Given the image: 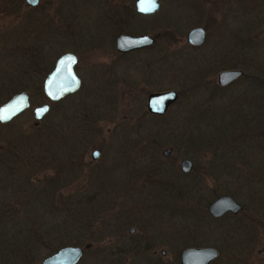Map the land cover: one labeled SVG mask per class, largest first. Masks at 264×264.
<instances>
[{
  "label": "rangeland",
  "instance_id": "obj_1",
  "mask_svg": "<svg viewBox=\"0 0 264 264\" xmlns=\"http://www.w3.org/2000/svg\"><path fill=\"white\" fill-rule=\"evenodd\" d=\"M159 2L158 12L138 25L135 21L133 29L147 22L143 26L149 33L164 31L160 65L143 52L124 61L125 66L120 60L98 65L100 57L84 51L104 39L108 28L106 23H86V15L71 19L68 46H63L60 39L34 34L39 27L27 20L23 6L0 13V102L19 90L30 95L29 108L0 125V150L8 148L5 163L0 162V264H39L50 253L35 238L40 232L48 245L59 237L81 246L84 253L77 264H153L141 252L137 256L135 244H120L129 226L135 227L134 241L158 232L155 256L163 249L162 262L174 264L179 252L192 245L189 233L200 216L192 207L195 193L204 197V206L227 190L244 204L255 193L258 199L249 183L254 186L256 178H264V0ZM195 25L206 34L203 44L192 48L184 36ZM49 49L78 56L81 87L34 125L31 107L45 99L25 72H32L38 53L46 59ZM233 68L247 78L219 88L216 73ZM156 89L179 92L178 101L160 117L148 115L144 105L146 92ZM62 130L72 133L71 145L54 144L41 153L12 146L16 140ZM260 131L261 138L255 137ZM94 148L100 156L91 159ZM165 148L171 151L168 156H162ZM13 156H29L31 162L40 157L41 163L28 167L29 161L16 162ZM182 158L193 163L187 175L178 168ZM45 178L55 184L40 188ZM38 197L43 205L35 201ZM118 209L133 210L117 223L111 211ZM13 217L21 223L20 232ZM127 217L132 222L123 227ZM206 223L208 239L220 249L214 264H225V220L200 226Z\"/></svg>",
  "mask_w": 264,
  "mask_h": 264
},
{
  "label": "flooded vegetation",
  "instance_id": "obj_2",
  "mask_svg": "<svg viewBox=\"0 0 264 264\" xmlns=\"http://www.w3.org/2000/svg\"><path fill=\"white\" fill-rule=\"evenodd\" d=\"M135 1L136 0H78V1H75V0H36L34 4H28L25 0H14V1L0 0V13L4 14L7 10L6 7L13 9L17 6L19 7L23 6L24 8L28 9L29 16L27 17V20L39 27V30L34 31V34L43 35L49 39H53V38L60 39L62 43L61 45L63 46L67 45L70 39L69 38L70 37L69 25L71 23V19H73L74 17L82 18L86 15V16H89V17H86V19L84 20L86 23L88 21L91 24H95L97 26L103 23H106L107 28H108L107 29L108 31L106 32L104 39L101 37V39H99L92 46L93 48H88L84 51L89 56L96 54L95 56L100 57L101 64H98V65H102L103 63H108V62H112V65L113 64L117 65V63H120L121 61L122 66H125L123 64L124 61H130L132 57L138 56L142 52L145 53L146 55L148 53H151L154 56L152 62H158V64L160 65L163 62V58H164V49H165L164 31L158 30L153 33H149L146 30L145 26H143L144 24L148 25L147 22L143 23V25L140 22L139 23L140 28H137L136 30L133 29L134 28L133 23L135 21L138 25L139 21L144 22L146 19L154 16L159 10L160 2L159 0H157V3H158L157 9H155L151 13L145 14V13L138 12L136 10ZM71 7L77 8V9H73V10H76V12L74 11L70 12ZM76 18L73 20H78ZM160 22L161 20L159 19L158 24H160ZM54 24H60L61 26L60 28L56 29L54 28ZM128 25L132 27L131 30L123 29V27H128ZM194 27H201L204 30L202 41L198 44H192L188 42L186 38L187 31ZM94 28L99 30L98 27L96 26H94ZM188 30L186 31L185 36H184V42L186 43V45L192 48L201 46L205 40V34H206L205 28L200 25H195L193 27H190ZM123 34L129 35V36L147 35L151 38V41L145 44L137 45L135 47H130L125 50H120L117 47V37ZM52 52L53 50L50 51L49 49L46 59H44L41 53L40 55L38 53L34 60V67H33L32 72L30 73L25 72V74L30 75L29 78L32 82H34V85L36 87H39L41 94L44 96V99H45L44 102H41L39 104L32 106L31 113H32V109L35 106H40L44 103L48 105L47 112L43 114L42 116H40L39 118H34L33 113H32V117L35 120V122L33 123L34 125H36L37 122H39L43 117L47 115L51 106H55V105L65 102L67 98L76 94L81 87V77L77 73V67H78L77 65L79 63L78 56L71 51H63V52H60L59 54H54ZM65 53H71L76 58L75 64L73 65V71L79 80V86L75 91L71 93H67L64 96L60 97L59 99L49 100L45 97V95L42 92L43 80L45 76L53 69L56 60L62 54H65ZM40 62H45V65L43 67H39ZM145 63H146V66L149 65L147 59ZM115 78L117 77L115 76ZM234 81L230 82L229 84L233 83ZM215 82H216V85L221 89H224L226 86L229 85V84L219 85L217 83L216 76H215ZM166 90H169V89H166ZM166 90L156 89V90H151V91L146 92L144 96L145 97L144 105H145V110L148 113V115L153 116V117L163 116L166 114L169 107L178 101L179 92L175 89H172L177 93V98L175 99V101H173L171 104L168 105L167 109L162 114L152 113L148 111L146 108L147 96L151 93H160ZM19 91H24L27 93L28 103H29L28 107L21 110L16 115H14L10 120L4 123H0V125L8 124L16 116H18L20 113H22L23 111L29 108L30 106L29 92L25 90H19ZM64 104L65 103H63L62 106ZM256 115H257V120L261 121L260 114H256ZM256 125L257 124H255V126ZM261 133L262 131L258 132L256 136L254 133H252L251 135L261 138L263 134ZM260 147L261 146L259 145V148ZM165 149H169V148H165ZM93 150L97 151L96 155H92ZM6 152H7V148H3V150H0V153L2 154L1 155L2 160L0 161L1 164L5 163L4 161L6 160ZM168 155H163L162 153V156H168ZM99 156H100V151L97 148L91 149L90 151L91 159H96ZM182 159H188V158H182ZM189 161L191 162L190 169L186 172H183L180 170L179 162H178V168L181 174H189L192 171L193 163L191 160ZM248 181H250V179ZM252 182L253 181L249 183V187L251 188L253 187L254 191L255 190L258 191L257 193L258 199H255L256 197V193H255V196L251 197L252 199H250L252 203L250 202L249 204H244V203L237 201L232 195L229 194V192L226 193L228 191L227 190L225 191V195H228L229 197H231L232 200L235 201L239 205V208L232 210L229 207H225V210L217 216H213L207 209L209 202L216 196L210 199L209 201H207V203H205V206H204V202L202 201L204 197L201 194L195 193L192 198V201H194V206L192 207H194L195 212L199 213L200 216L197 219V224L195 225L196 228H194L193 230L194 232L189 233L190 234L189 237L192 242V245L186 246L183 249L187 247L212 248L215 250L216 253L214 257L208 259L207 264H214L216 259L219 257L220 249L216 245L212 244L211 240L208 239V237L210 236V232L207 228V225L209 223H206L204 226H200V225L204 222H211L214 220L219 221L221 219H224L225 220V264H264V199H262L264 197V178L262 177L256 178V181H254V186L251 185ZM176 197H177V201H179L180 200L179 194H177ZM177 203H179V205L182 204L181 202H177ZM252 208H254L255 211H252L251 210ZM129 210L132 211L133 209H129ZM129 210L123 211V210L118 209V210H112L111 212L112 214L114 213L113 215L115 216L116 218L115 220L118 223L122 215L126 216V213H128ZM180 214H181L180 211L177 209L176 215L180 216ZM201 215L204 216L205 220L201 217ZM131 222L132 220L127 217L124 220L123 227L126 224H129ZM134 232H135V227L129 226L127 228V235L125 236L124 234H121L120 244L126 247L130 246V244H135L136 247L139 249L138 251L135 252L136 254L138 252H141L143 255L146 256V260L152 261L153 264H164L161 259L164 258L165 251L161 249L159 251V254H160L159 257H156L155 252H154V245L156 244L157 239L158 241H160L159 237L155 236V234H157L158 232L157 233L151 232L144 237V240H137V241H134L132 238H130V236L133 235ZM157 235L160 236L159 233ZM25 243L23 244L25 245ZM35 246H36V242L32 243V246L30 244L29 249H34ZM19 248L21 249L20 246H18V249ZM183 249L179 252V254L174 259V264H181L180 254L183 251ZM83 253H84V249H83ZM31 258L33 260V257ZM39 264H40V261H39Z\"/></svg>",
  "mask_w": 264,
  "mask_h": 264
},
{
  "label": "water",
  "instance_id": "obj_3",
  "mask_svg": "<svg viewBox=\"0 0 264 264\" xmlns=\"http://www.w3.org/2000/svg\"><path fill=\"white\" fill-rule=\"evenodd\" d=\"M28 4H34L36 0H25ZM157 0H143V7L146 10H141V0L135 1V8L141 13H151L157 9ZM204 30L201 27H194L187 31V41L192 44H198L202 41ZM151 41L147 35L129 36L119 35L117 37V47L120 50H125L130 47L145 44ZM76 58L71 53L62 54L55 62L53 69L45 76L42 83V92L49 100H56L67 93L75 91L79 86V80L73 71V65ZM243 75L240 69H225L221 70L216 75V80L219 85H227L235 79ZM177 93L172 90H166L160 93H151L147 96L146 108L152 113L162 114L175 99ZM28 96L24 91L13 93L4 102L0 103V123L10 120L14 115L28 107ZM48 110L46 103L35 106L32 109L34 118H39ZM97 151L93 150L92 155H96ZM163 155L170 153L169 149L163 150ZM191 162L188 159L179 161V168L186 172L190 169ZM229 207L232 210L239 208V205L232 200L231 197L221 194L213 198L208 206V211L217 216ZM83 248L77 245H62L53 252L47 254L40 260V264H76L81 258ZM215 250L212 248H193L187 247L180 254L181 264H207L208 259L215 256Z\"/></svg>",
  "mask_w": 264,
  "mask_h": 264
},
{
  "label": "trees",
  "instance_id": "obj_4",
  "mask_svg": "<svg viewBox=\"0 0 264 264\" xmlns=\"http://www.w3.org/2000/svg\"><path fill=\"white\" fill-rule=\"evenodd\" d=\"M245 78H247V75H244V76L238 78L236 81H238L240 79L243 80ZM252 79L259 80L257 77H252ZM67 123L69 124V119H68ZM65 131H67V130H62L61 132H59V134L57 132H54L53 135L52 134L49 135L47 133H43L42 132L41 134L34 135L33 138H31V140H29V141H26V140H16V143H13L12 146H15V147H18L19 146V147H22V148H25V149H29V151L32 150L31 148H35L34 150H36V152H39V153L46 152V150L49 149V148H51V147H53L54 144H58L60 146H64V145H67L68 146V144L71 145L70 143H71V139H72L71 138L72 133H70L68 131L67 134H65ZM43 135H46V136H43ZM77 136H79L80 138H83V137L85 138L86 137L85 134H82V135L77 134ZM12 146H10V147H12ZM9 151L12 152V154L15 153V151L14 150H11L10 148H9ZM6 153L8 154V152H6ZM1 155L2 154L0 153V161L2 160ZM13 158H14V160L16 162H19L20 160H24L25 162H28L29 161L27 163V166L28 167H32L34 165H39L40 166V163H41V161H40L41 158L40 157H37V158L33 159L32 160L33 162H31V158L32 157H29V156L28 157L13 156ZM71 166H72V164H71ZM183 175H187V174H183ZM183 175H181V176H183ZM48 182L51 185L55 184V181H54L53 178H50V179L45 178L44 180H42L40 182L41 183L40 188H43L44 187L43 184H48ZM169 191L170 192H173V193L175 192V191H171V190H169ZM35 201H37L38 204H40V205H43V202H44L42 197H38L37 199L35 198ZM7 210H9V206H7V209L4 211V213H6ZM12 219H14V217ZM13 224L14 225H17V226H15L17 228L16 231L17 232H20L21 231V230H19L20 229V224H21L20 221L18 222V220H15L13 222ZM45 237L46 236H44L43 232H40L38 236H35V238H37V242L38 243L39 242L40 243L43 242L44 244L47 245V251H49V252L54 251L56 248H58V247H60V246H62L64 244H73V243H71L69 241H64L63 242V239L62 238L52 237L54 239V240L52 239L54 245L49 244V245H51V246H49L48 243H50V242L49 241H48V243L45 242V240H46Z\"/></svg>",
  "mask_w": 264,
  "mask_h": 264
},
{
  "label": "snow or ice",
  "instance_id": "obj_5",
  "mask_svg": "<svg viewBox=\"0 0 264 264\" xmlns=\"http://www.w3.org/2000/svg\"><path fill=\"white\" fill-rule=\"evenodd\" d=\"M141 10H146V9H144V7H143V0H141Z\"/></svg>",
  "mask_w": 264,
  "mask_h": 264
}]
</instances>
